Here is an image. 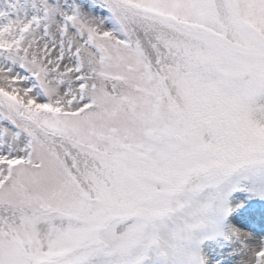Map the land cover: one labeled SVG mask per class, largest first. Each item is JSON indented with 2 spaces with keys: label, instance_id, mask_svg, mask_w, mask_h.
<instances>
[{
  "label": "snow or ice",
  "instance_id": "obj_1",
  "mask_svg": "<svg viewBox=\"0 0 264 264\" xmlns=\"http://www.w3.org/2000/svg\"><path fill=\"white\" fill-rule=\"evenodd\" d=\"M0 264H264V0H0Z\"/></svg>",
  "mask_w": 264,
  "mask_h": 264
}]
</instances>
